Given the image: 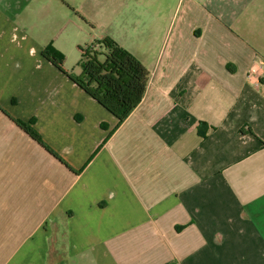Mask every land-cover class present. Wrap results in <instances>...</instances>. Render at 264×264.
<instances>
[{
	"label": "crops",
	"instance_id": "0c3cea01",
	"mask_svg": "<svg viewBox=\"0 0 264 264\" xmlns=\"http://www.w3.org/2000/svg\"><path fill=\"white\" fill-rule=\"evenodd\" d=\"M30 1L0 0V264H264V0L146 2L122 123L43 54L82 72L55 26L85 0Z\"/></svg>",
	"mask_w": 264,
	"mask_h": 264
},
{
	"label": "trees",
	"instance_id": "16d2710c",
	"mask_svg": "<svg viewBox=\"0 0 264 264\" xmlns=\"http://www.w3.org/2000/svg\"><path fill=\"white\" fill-rule=\"evenodd\" d=\"M81 51L79 65L82 72L78 75L64 68L65 55L53 44H49L43 54L122 123L142 101L149 81V71L131 52L109 36L94 40L86 47H81ZM14 121L59 158L35 128V119Z\"/></svg>",
	"mask_w": 264,
	"mask_h": 264
},
{
	"label": "rangeland",
	"instance_id": "374dc122",
	"mask_svg": "<svg viewBox=\"0 0 264 264\" xmlns=\"http://www.w3.org/2000/svg\"><path fill=\"white\" fill-rule=\"evenodd\" d=\"M149 0H113V6L117 5V12L114 14V23H109V19L106 14L100 13L99 6H97L96 0H85L79 5H82L79 12V24H67V21L61 19L59 22L62 23L61 27L56 28L58 35L62 33H76L80 38L79 44H74L73 51L68 54L69 67L80 70L79 65L81 59V50L79 47H86L87 44L92 43L96 39H102L106 36H110L119 42L127 36L131 37V18L136 16H145L144 7L145 3ZM103 3H108L107 0H102ZM38 4L37 0H31L28 8L26 9V16L28 22H36L38 19L33 17V14H29L31 9L36 7ZM150 7H152L150 5ZM153 11V10H152ZM28 12V13H27ZM52 22V21H51ZM39 28L36 25V29ZM63 30L65 32H63ZM63 34V35H65ZM119 42V43H120Z\"/></svg>",
	"mask_w": 264,
	"mask_h": 264
}]
</instances>
